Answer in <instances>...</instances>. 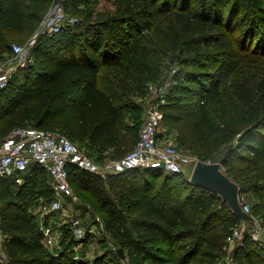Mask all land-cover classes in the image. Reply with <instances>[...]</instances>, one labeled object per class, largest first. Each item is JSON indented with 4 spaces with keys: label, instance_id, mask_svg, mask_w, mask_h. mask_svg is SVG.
Here are the masks:
<instances>
[{
    "label": "trees",
    "instance_id": "16d2710c",
    "mask_svg": "<svg viewBox=\"0 0 264 264\" xmlns=\"http://www.w3.org/2000/svg\"><path fill=\"white\" fill-rule=\"evenodd\" d=\"M52 1L0 0V62L13 56L6 33L32 30ZM85 10L79 19L83 11L75 9L76 24L46 36L50 45L36 41L33 61L11 75L0 93L1 132L53 130L96 162L120 159L126 154L120 130H130L135 145L142 124L143 109L130 96H143L149 82L177 65L159 107L163 123L197 160L228 149L223 173L237 185L240 203L247 192L260 195L251 211L264 222V0H127L99 19ZM182 177L138 168L101 178L69 169L71 187L89 193L119 260L178 264L176 244L191 239L185 264L199 255L195 264H223L226 238L240 219L218 193ZM51 197L39 166L0 180L6 264H93L68 255L70 226L58 252L44 246L29 204ZM260 252L261 244L246 236L232 257L236 264H264Z\"/></svg>",
    "mask_w": 264,
    "mask_h": 264
},
{
    "label": "built area",
    "instance_id": "2783aa9c",
    "mask_svg": "<svg viewBox=\"0 0 264 264\" xmlns=\"http://www.w3.org/2000/svg\"><path fill=\"white\" fill-rule=\"evenodd\" d=\"M66 20L61 0H53L40 26V31L52 35L60 32L64 26L74 25L78 22L74 16L69 17L68 22ZM34 42L35 38L31 44ZM12 49L14 54L19 57V66H26L33 61L31 56H24L19 45H13ZM1 67L6 69V73L0 74V93L7 87L14 70L7 63L2 64ZM164 103L165 98L161 96L156 104L149 107L135 146L129 153L120 159L106 160L100 164L85 154L67 136L57 131L33 127L13 129L9 135L0 139V180L22 174L33 166L43 168L49 176L52 197L49 201L41 199L38 212H42V217L48 212H62L63 217L68 219L76 238L80 239L92 234L95 225L84 224L79 216L71 215L65 202L68 199L75 200L69 182L71 167L101 178L138 168L156 169L167 174L183 175L189 165L194 167L197 160L187 157L175 145L159 136L163 117L159 107ZM241 206L246 213L249 212L247 204L241 202ZM40 230L45 246L52 247L53 244H57L58 228H55L53 223L44 222L40 226ZM239 234V231L234 229L232 234L226 238L228 249L231 248L236 238L240 239ZM258 235L253 239L257 241ZM4 239L5 236L0 230V261L2 264L7 262Z\"/></svg>",
    "mask_w": 264,
    "mask_h": 264
},
{
    "label": "rangeland",
    "instance_id": "374dc122",
    "mask_svg": "<svg viewBox=\"0 0 264 264\" xmlns=\"http://www.w3.org/2000/svg\"><path fill=\"white\" fill-rule=\"evenodd\" d=\"M85 0H67L65 2L64 0H61V3L63 5V10L64 14L66 16V22H68L69 17L75 16L76 14L74 13L75 9H80L83 11V13H77V15H80L79 19H82L84 16V13L86 12L85 9L89 10L92 9L94 13V17L99 19V18H104L109 14L114 13L118 9L122 10L126 3L127 0H87L86 4H83ZM51 5L49 6V8ZM48 8V10H49ZM73 12V13H71ZM46 13L42 16L41 20L35 25V27L32 28V30L27 31L26 33L23 34H18L15 31H10L6 33V36L9 37L12 41L11 47L13 45H19L23 51L24 56H33L34 54V46L39 42H45L46 46L50 45L52 43L51 39H46V36H50L48 33H44L40 31V26L42 25V22L44 20ZM65 22V23H66ZM64 23V24H65ZM43 37V39H41ZM35 38V42L31 44V41ZM41 41H40V39ZM39 39V41L37 40ZM43 40V41H42ZM13 50V49H12ZM9 58L5 61L0 62V74L6 73V69L4 67H1L2 64L7 63V65L11 66L13 70V73L17 72L18 69L24 68L25 66L21 67L19 66V61H18V56L14 54L10 58V55L8 56ZM177 65L173 66L172 69L170 70L171 67L165 69L160 76L154 80L149 82L146 85V91L143 96L139 95H132L130 96V100L134 101L135 104L139 105L143 109V117H142V123L146 119V112L151 107V105H154L158 102V99L169 92L170 86L174 83L172 81V75L174 71H176ZM168 67V66H167ZM121 100H123L121 98ZM133 121L130 119H127L125 121V125H132ZM5 125L2 124L0 125V139L6 137L11 133V131L15 128H11L9 131L6 132H1ZM142 126V124H141ZM140 126V128H141ZM170 127V126H169ZM167 127L164 123L163 120L161 121V125L159 128V136L163 138L165 141H168L169 143H172L175 145L179 151L183 152L187 157L197 160L196 156L192 154L191 150L187 146H182L177 140V134L174 129H171ZM139 128V130H140ZM139 133V131H138ZM132 135L130 130H120V135H119V141L121 144V147L124 149L125 153H129L133 148L134 144H132L131 141ZM79 146V145H78ZM80 148V146H79ZM82 151H84L85 154L89 155L88 151L86 148H81ZM105 162V161H104ZM100 164L99 162H97ZM235 164L236 165H242L239 163L237 159H235ZM193 169V165H189L183 174V179H186L189 181V177L191 174V171ZM222 172L224 171V168L221 167ZM167 173H163V175H166ZM20 183L22 182V176H19L16 178ZM73 186V185H72ZM157 185H155L156 187ZM73 193L75 200H66L67 208L71 212V215L74 216H79L81 221L84 224L88 225H95L94 232L92 234H89L87 236H84L83 238H76L73 235L74 239V245L71 246V249L68 250V255L74 257V259L78 261H83L84 263H93V264H127L126 263V258L118 259L114 255V250H116V245L113 244L110 240L109 235L105 232L104 227H103V222L100 217V214L97 212H94L93 208L89 205L90 203V197L89 193L79 191L78 188L73 186ZM260 195L247 192L242 195V201L247 204L249 208V212L247 214L250 216L249 221H244V220H239L236 225L235 229L239 231V235L241 236L240 239L236 238L235 242L232 244L231 248L228 249L227 256L221 260L220 263L223 264H236L235 261L233 260V253L236 251L243 243V240L246 236H251L252 238L258 234H260L264 230V222L261 217L255 216L251 208L258 204L260 202ZM45 201H49L46 199H43ZM41 199H37V201H33V203H30L31 205L30 213L33 215L34 219H36L37 224L39 226H42L44 222H49L53 223L55 228H58V235L59 238L56 240L57 244H53V246H45L49 251L51 252H58L61 249L60 244V238L62 235V230L65 229L66 226H70L67 218L63 217L62 212L58 211H53V212H48L44 217L41 216L42 212H38L39 210V205H40ZM218 204V203H217ZM220 205V204H218ZM1 207V203H0ZM225 211H227L225 209ZM225 218L229 220V216L227 213H225ZM227 220V221H228ZM57 230V229H56ZM72 230V228H71ZM263 248V252H260V255H264V246L261 245ZM73 248V253L71 254V250ZM175 251H174V257L177 259L178 264H185L188 258L186 256L190 255V252L193 249L192 241L191 239H185L175 246ZM107 251H110L109 257H105L104 255L106 254ZM255 254L254 256L256 257ZM200 258L199 256H194L192 260L188 264H195L197 260ZM99 259V260H98ZM196 261V262H195ZM0 264L2 262L0 261ZM174 264V263H170Z\"/></svg>",
    "mask_w": 264,
    "mask_h": 264
},
{
    "label": "water",
    "instance_id": "95a60500",
    "mask_svg": "<svg viewBox=\"0 0 264 264\" xmlns=\"http://www.w3.org/2000/svg\"><path fill=\"white\" fill-rule=\"evenodd\" d=\"M227 154L228 149H223L208 162L197 160L191 171L189 183L218 193L236 217L246 221L250 219V216L242 209L238 187L221 170ZM257 241L264 246V230L258 235ZM117 252L124 257L121 248Z\"/></svg>",
    "mask_w": 264,
    "mask_h": 264
}]
</instances>
